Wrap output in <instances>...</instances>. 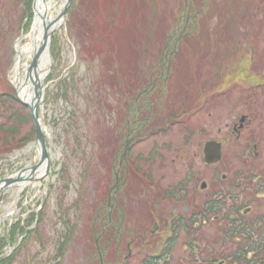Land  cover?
<instances>
[{
    "label": "rangeland",
    "instance_id": "obj_1",
    "mask_svg": "<svg viewBox=\"0 0 264 264\" xmlns=\"http://www.w3.org/2000/svg\"><path fill=\"white\" fill-rule=\"evenodd\" d=\"M35 1L0 0V264H162L161 251L165 264H264V248L252 244L264 238L252 226L264 220V188L245 199L255 195L246 189L249 172H264V0L64 2L37 103L48 153L37 176V132L13 91L16 43L31 41ZM144 61L150 64L141 70ZM220 66L232 76L229 91L189 119L205 134L189 140L173 122L165 135L133 136L142 118L153 114L151 130L164 126L172 106L175 114L188 102L195 107L201 84L219 83ZM163 79L169 92L159 90L161 101L149 85ZM196 139H207L203 149ZM218 161L219 180L236 176L249 225L229 230L218 220L205 227L189 220L186 228L185 215L199 210L197 192L191 201L182 195L188 164L206 184L204 173L214 174ZM7 178L16 180L4 187Z\"/></svg>",
    "mask_w": 264,
    "mask_h": 264
},
{
    "label": "flooded vegetation",
    "instance_id": "obj_2",
    "mask_svg": "<svg viewBox=\"0 0 264 264\" xmlns=\"http://www.w3.org/2000/svg\"><path fill=\"white\" fill-rule=\"evenodd\" d=\"M173 32H174V30H172V33ZM173 38H174V33L172 35H169V41H171ZM176 38H177V36H176ZM146 63H147V66H149L150 62L144 61L142 66H141V70L143 68H145ZM138 71H140V68ZM219 71L220 72L218 74H216V79H215V81H219V83H212V84L202 83L201 84V86L203 85V87H202L203 89H201V93H200L201 97H200L198 104L195 107H191L190 102H188L187 105L184 107V110H183V108H180L181 109L180 112H182V114L181 113L175 114L177 109L172 106L170 108V110L168 111L171 113V116L168 117V119L165 122H163L164 126H156V128H152L151 130L148 129V124L150 122H152L151 118H152L153 114L150 116L149 122H146V120L149 118L148 116L144 119L142 118L141 119L142 123L138 124L136 126V128L131 129L132 133L135 134L133 136L138 137L141 134L145 135L148 133V136L152 137V136H154V134L160 133V132H161V134L164 133V135H165L168 132V130L164 131L165 130L164 128L167 125H169L167 128L171 129V127L174 126L172 124L173 122H176L175 124H179L180 127H178V128H180V130L183 131V133H186V136H184V138H187L189 140H191L190 138L193 137V135L200 136L201 134H205L206 131H204L201 126L196 125V124L192 125L191 122L189 121V119H192L193 116L195 114H197L202 109V107L207 105L208 102L212 101L214 98L222 97L225 92L227 93V91H229L228 85L231 84L229 82L231 81L232 76L228 77L229 73H227V72L222 73V67L221 66L219 67ZM224 76H226V78H227L226 80H223ZM137 77H139V74ZM212 78L209 77L210 80ZM220 80H222V81H220ZM167 81L168 80L166 79L165 84H164V79H163L162 83H159L156 81V84L152 83L151 85H149L152 88L150 90V92L152 93L154 91L151 94V97H153L155 99L161 97V101H162L163 95H162V93L159 92V90H162V87L164 86L165 91L169 92V83ZM225 83H227V84H225ZM224 84H225V86H223ZM143 85H142L141 90H143V88L147 89L146 88L147 86H145V85L143 86ZM207 85H210V86H207ZM191 95L189 97H192ZM128 98H129V93H128V91H125L124 96H122V103H124L125 112L129 111V108L131 105V104H128ZM184 111H185V113H183ZM179 119H182V121L178 122ZM158 121H161L160 118ZM150 127H151V125H150ZM144 132H146V133H144ZM146 140H149L148 137L145 138V141ZM195 141H196V145L199 148L202 147V149H203L204 145L206 144L205 142H207V139H204L202 141L199 139H196ZM217 143H220V142L216 141V140L213 142L215 149H217V147H216ZM126 148H127V146H126ZM126 153L127 152L124 151L123 155L125 156ZM152 154H151V157H152ZM204 161H203V163H204ZM208 162L205 163V166L212 165V163H208ZM221 162L222 161H218L217 163H215L216 165H215L214 174L209 175V174L204 173L203 176L206 175V184L202 183V181L199 182V180L201 178L198 180V176H196V175L194 176L192 174V172L190 171L191 162L188 164L189 168L187 170V174H188L187 176H190L191 178L189 177L188 180L186 179L185 183L186 184H187V182H191V183H189L190 185H186L185 183L182 184V188H183V190H182L183 194L182 195L187 200L191 201V200L195 199L194 196H192V191L194 193L197 192L198 200L196 201V203H197L198 207L194 206L193 211L195 212V210H197L198 208H199V210L195 212V213H198L197 216H195V215L191 216L192 215L191 211L188 212L187 215H185V218L187 217L185 220L186 221V223H185L186 228L191 226V223L189 220H191V221L193 220V223L196 225L198 224V220H199L200 227H205V225L207 226L209 221H211V220H214V221L218 220L219 222L221 221V223H224L223 228H226L229 230L231 228L239 229L241 226L245 227V226L249 225V222L246 220L247 217H245V214L249 213L250 206H248L249 203L243 204V200H245V199L249 200V199H255V198L257 199V197H260V193H263V192H259V190L264 188V172L261 169V167L255 168L252 171L250 170L251 174L249 172V174L247 175V177H248L247 181H250V182L248 183L249 185L246 187V189H248L249 191H255L254 193H250L249 196H253V194H255V195L253 197H250V198L247 197L245 199H244L245 196H243L241 198L242 202L240 203L239 198H238L239 189L237 187L234 188V184L237 182L236 181L237 179H235L236 176L232 177L230 180H227L226 182H224L222 179L219 180L217 177L218 175H220V176L224 175L223 171H222L223 168H221V165H222ZM198 183L200 184V186H197V187H199L200 189H198L196 187V185ZM224 183L227 186L224 185ZM236 185H238V184H236ZM177 186L180 189L181 185H177ZM173 187H176V185H174ZM230 187H231V192L229 190ZM172 190H173V188H172ZM176 191L179 192L178 189H176ZM172 192H173V195L171 194L170 196H171V198H174L176 196V192L175 191H172ZM194 205H195V203H194ZM246 207H248V208H246ZM259 220H260L259 223L258 222L255 223L253 221L252 226H254V228L264 230V220H262V218H259ZM171 225H172V223L169 224V226H171ZM176 230L177 229H175L174 231H176ZM246 232H249V230L248 231L246 230ZM256 242H257V245L260 246V248H264V238L263 237L260 239H257Z\"/></svg>",
    "mask_w": 264,
    "mask_h": 264
},
{
    "label": "bare ground",
    "instance_id": "obj_3",
    "mask_svg": "<svg viewBox=\"0 0 264 264\" xmlns=\"http://www.w3.org/2000/svg\"><path fill=\"white\" fill-rule=\"evenodd\" d=\"M67 3V0H36L35 1V23L32 28V33L29 35V39L31 40L28 44H20V42L16 43V60L15 65L13 67V73L16 76V86H17V93L19 98L29 102L35 103L41 107V89L37 88L32 80L35 82H42L43 78L46 75L47 67L49 66V58L45 55V53L40 57L36 68L28 73L26 72L28 59L30 57V53L38 45V43L42 39L43 27L44 24L50 22L55 19L57 14L61 11L63 4ZM59 4V5H58ZM64 4V5H65ZM60 10V11H59ZM59 21L54 24V26L58 25ZM28 36V35H27ZM20 64V66H19ZM23 65V68L21 67ZM21 67V68H20ZM32 68V67H31ZM36 73V77H35ZM39 93V96L37 95ZM38 108V112L39 111ZM40 117L42 113L40 112ZM45 169V162L41 163L37 169L35 170V176L40 175L44 172ZM25 175V174H24ZM17 186H13V188H17V192L21 190L24 186L22 182L16 183Z\"/></svg>",
    "mask_w": 264,
    "mask_h": 264
},
{
    "label": "water",
    "instance_id": "obj_4",
    "mask_svg": "<svg viewBox=\"0 0 264 264\" xmlns=\"http://www.w3.org/2000/svg\"><path fill=\"white\" fill-rule=\"evenodd\" d=\"M68 3H69V0H67ZM67 3V4H68ZM63 14V9L59 12V14L57 15V17L50 21V22H46L44 24V27H43V33H42V39L41 41L38 43V45L36 47L33 46V50L31 52V56H30V63L29 65L26 67V72H27V75L29 72H31L34 67L36 68V65L40 59V57L45 53L46 56L49 57V53H48V43H49V35H50V30H51V27L55 24V22H57L59 20V18L61 17V15ZM32 67V68H31ZM47 73V71L45 72ZM35 77H36V73H35ZM33 83L35 84V86H37V88L41 89L42 87V82H35L34 80H32ZM37 95L39 96V93L37 92ZM19 101L21 103H23L24 105L28 106L29 107V110L31 112V116H32V120H33V123H34V126H35V129H36V138H37V141H38V145H39V148H40V160H39V163H43L47 160L48 158V153H47V150H46V144H45V140H44V132H43V128H42V125H41V117H40V114L38 113L37 111V104L35 103H29L21 98H18ZM37 167V165H34L33 167L30 168V170H34L35 168ZM22 178L21 175L18 176V179ZM27 178H30V176H27ZM16 179H12V178H7L5 179V182H4V187H7L8 185L12 184ZM2 189V188H1ZM0 189V190H1Z\"/></svg>",
    "mask_w": 264,
    "mask_h": 264
}]
</instances>
